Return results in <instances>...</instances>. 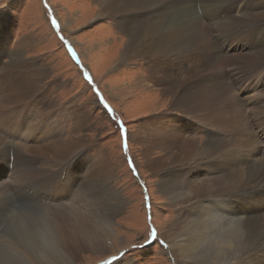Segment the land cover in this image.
<instances>
[{
	"label": "bare ground",
	"instance_id": "bare-ground-1",
	"mask_svg": "<svg viewBox=\"0 0 264 264\" xmlns=\"http://www.w3.org/2000/svg\"><path fill=\"white\" fill-rule=\"evenodd\" d=\"M93 1L96 19L113 20L118 32L114 34L123 37L119 42L124 47L119 51L118 65L126 66L132 60L144 63L147 71L152 73L139 74L140 89L161 97L158 102H167L168 108L162 110L167 117H171L168 114L171 112L174 116H181V123L170 119V128H163L165 135H161L162 127L157 117H164V114L154 105L156 123L148 128L150 138H147L148 145L151 143L152 147L140 150L141 166L158 175V189L167 196V201L178 208L166 240L169 253L180 264H264V145H261V141L264 144V129H261L264 120L245 128V118L257 102L247 95L249 91L243 89H239L238 96H235L224 79L228 74L232 86H240L244 80L257 76L258 79L263 78L260 84L263 85L264 66L258 72L238 66L240 76L227 72L230 66L225 69V65L221 64L215 45L217 41L209 35V32L212 35L215 17L212 25L207 26L201 19L195 22L193 15L182 18L177 14L164 13L185 0ZM194 1L201 2V6L205 7V16L215 15L206 8L222 5V0H191ZM212 2L217 5L213 6ZM230 2L233 6L229 11L237 10L243 15L246 1L228 0L225 3ZM184 13L185 8L181 10L179 6L178 14L182 16ZM224 13L222 11L219 18L223 19ZM255 17L248 32H261L256 45L262 42L263 46L252 48L251 55L254 57L251 60L260 63L264 62L263 5ZM238 20L244 22L243 18ZM230 21L234 22L233 19ZM223 26L217 25L216 31ZM228 36H232L234 42L238 41L232 33L223 36V39ZM237 47L229 45L226 48L234 60L246 58L240 56L242 53ZM21 60L10 58V65L5 63L0 68V74L8 69L12 72V79L7 80L0 90V127L6 133L17 132L14 123L21 124L26 131L23 120L18 119L23 110L33 106L28 104L30 99L38 97L42 101L41 106L45 104L48 107L44 94L39 92V82L33 79L35 76H27L29 65ZM242 62L240 60V64L245 63ZM19 64L22 67L18 69ZM174 67H182L183 71L169 78L168 75L176 71ZM231 67L235 66L232 64ZM250 74L254 77H249ZM244 97L250 99L242 100ZM46 129L43 128V131L50 134L51 129ZM194 129L206 131L209 140L200 144L193 137L185 136L187 130L191 132ZM74 138L58 140L41 149L34 145L23 147L26 152L13 148L12 152L15 157H20L22 153L41 154L55 165L68 159L72 152L76 153L77 147L85 146L84 140L77 138L79 143H75ZM8 149L7 142L0 136V160L5 159L10 151ZM43 164L48 167L43 172H48L50 165L48 162ZM92 164L87 176H82L80 172V184L86 182L84 186L79 184L80 190L72 199L80 202L79 208L72 206L73 203L51 211L44 210V206V209L38 210L33 206L25 209L16 205L7 192L6 183L11 182L5 179L6 173L0 175V216L5 213V216L10 215L1 234L0 264H72L77 254L96 250L107 241L112 219L122 205L119 201H105L99 186L95 185L99 179L103 184L104 173L98 171L102 167ZM62 166L67 169L71 167V162L65 161ZM94 193L98 201L93 198ZM89 201L98 204L95 207ZM258 212L261 214L255 216Z\"/></svg>",
	"mask_w": 264,
	"mask_h": 264
},
{
	"label": "rangeland",
	"instance_id": "rangeland-1",
	"mask_svg": "<svg viewBox=\"0 0 264 264\" xmlns=\"http://www.w3.org/2000/svg\"><path fill=\"white\" fill-rule=\"evenodd\" d=\"M226 1L228 0H222V5L218 8H206L215 13L210 16L203 14L205 7L201 6V2L191 0L174 5V8H168L164 13L175 16L177 14L182 18L193 15L195 22L201 19L207 26L212 25L215 17L213 36L210 32L209 35L217 41L215 45L217 55L222 60L221 64L225 65V69L230 66L226 71L238 76L241 74L238 66H242L241 69L258 72L264 62L256 63L251 60L254 57L251 52L252 48L263 46L262 42L256 45L261 32L251 33L248 29L255 22V14L260 11L262 5L264 6L263 0H245L243 15L238 14L237 10L229 11L233 4H226ZM92 2L94 1L0 0V68H3L5 63L10 65V58L25 60L29 65V69L26 68L27 76H35L33 79L39 82V92L44 94L43 98L48 103V107L45 104L41 106L42 101L38 97L29 100L28 104L33 106L23 110L18 119L23 120L26 131L19 123H14L17 132L8 131V134L0 127V136L7 142L10 150L7 156H4L5 159L0 160V175L6 173L5 179L11 182V185L6 183L7 192L12 195V201H16V205L24 206L25 209L33 206L35 210L45 207L44 210L51 211L54 208H63L64 204L68 206L73 203L72 206L79 208L80 202L72 199L80 190L79 186H84L86 182L80 184V172L82 176H87L91 164L94 166L97 163L101 165L102 168L98 171L104 173V177L103 184L99 179L95 185L99 186L105 201H119L122 207L112 219L110 234L106 235L107 241L96 250L77 254L72 264H104L112 257H117L112 264H180L175 256L169 253L167 242L169 226L178 208L167 201V196L158 189V175L141 166L143 163L140 156L141 149L152 147L151 143L148 145L147 138H150L148 128L152 123H156L153 115L155 107L162 111L168 108V104L165 100L158 102L161 98L158 95L154 96L150 91L148 93L140 89V80L137 78L139 74L152 73L147 71L144 63L132 60L131 64L126 66L118 65L119 51L124 47L119 42L123 37L114 34L118 32L113 20L96 19V8ZM211 4L217 5L216 2ZM179 6L181 10L185 8L182 16L178 14ZM222 11H225L223 19L219 18ZM240 18H243L244 22L238 20ZM232 19L234 22L230 23ZM219 24L226 26L217 32L216 27ZM230 33L238 38L237 42L232 40V36L223 39V36ZM229 45L238 46L242 53L240 56L246 58L234 60L226 48ZM113 46L112 50H108ZM240 60L245 63L240 64ZM232 64L235 67H231ZM20 66L21 64L17 65L18 69ZM174 69V74L168 73L169 78L180 75L183 71L182 67ZM11 73V69H8L0 74V90L2 86L4 88L7 80L12 79ZM248 76L254 77L251 74ZM224 79L235 96H238L239 89H243L249 91L247 95L257 102L254 103L256 107L245 118V128L262 122L264 83L260 84L263 78L258 79L256 76L246 79L240 86H232L228 74H225ZM42 110L44 111L41 112ZM162 113L164 117H157L162 129L170 128V119H173L174 123H181V116H174V112L168 113L171 117H167L165 111ZM45 127L47 131L51 129L50 134L43 131ZM162 129L161 135L164 134ZM261 129H264V125ZM185 136L193 137L200 144L209 140L204 130H187ZM246 136L248 137V134L244 135L245 139ZM73 137L75 143H79V139L84 140L85 146L77 147L76 153L72 152L65 160L71 162V167L67 169L62 166L65 161L54 165L53 161L41 154L33 155L27 152L26 155L22 153L20 157H15L12 152L13 148L25 151L23 147L33 145L41 149L55 141ZM261 145H264L263 141ZM46 162L50 167L48 172H43L48 168L43 164ZM13 188H19V193H14ZM93 198L98 201L95 193ZM95 201L89 203L95 204L96 207L98 202ZM5 214L0 216V240L10 217ZM260 214L258 212L255 216ZM153 229L156 237L150 240L149 233ZM120 253L124 255L121 257Z\"/></svg>",
	"mask_w": 264,
	"mask_h": 264
},
{
	"label": "snow or ice",
	"instance_id": "snow-or-ice-1",
	"mask_svg": "<svg viewBox=\"0 0 264 264\" xmlns=\"http://www.w3.org/2000/svg\"><path fill=\"white\" fill-rule=\"evenodd\" d=\"M55 23V22H53ZM87 78V77H86ZM122 135H123V129H121ZM156 237V232L153 229L150 233H149V239L153 240ZM161 243H163V241H161ZM124 255V253H120V256L122 257ZM117 257H112V259L110 261H105L104 264H112V261L116 260Z\"/></svg>",
	"mask_w": 264,
	"mask_h": 264
},
{
	"label": "water",
	"instance_id": "water-1",
	"mask_svg": "<svg viewBox=\"0 0 264 264\" xmlns=\"http://www.w3.org/2000/svg\"><path fill=\"white\" fill-rule=\"evenodd\" d=\"M21 201V200H20Z\"/></svg>",
	"mask_w": 264,
	"mask_h": 264
}]
</instances>
